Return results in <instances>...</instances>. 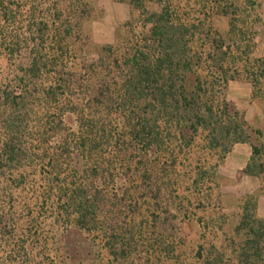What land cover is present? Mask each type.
<instances>
[{
  "label": "trees",
  "instance_id": "16d2710c",
  "mask_svg": "<svg viewBox=\"0 0 264 264\" xmlns=\"http://www.w3.org/2000/svg\"><path fill=\"white\" fill-rule=\"evenodd\" d=\"M94 1L30 2L28 58L0 89V264H264L255 198L221 214L215 177L246 144L264 186L261 131L226 98L264 77L256 1L119 0L139 19L99 47Z\"/></svg>",
  "mask_w": 264,
  "mask_h": 264
},
{
  "label": "rangeland",
  "instance_id": "374dc122",
  "mask_svg": "<svg viewBox=\"0 0 264 264\" xmlns=\"http://www.w3.org/2000/svg\"><path fill=\"white\" fill-rule=\"evenodd\" d=\"M33 1L38 2V0H21L19 4H16L14 0H0V89L5 84L12 82L19 74L21 63L28 58V50L25 44L28 32L25 28V20L30 11V2ZM255 1L256 6L252 13V20L246 24L248 34L254 35V45L252 44L250 48L249 58L252 64L254 60H262L264 69V0ZM94 7L97 10L98 18L91 22L89 29H87L94 46L115 45L118 43L121 27L139 19L138 11H130L127 5L119 0H95ZM226 25L224 20H217L215 23V27L220 31L225 30ZM255 66L257 67V65ZM234 82L248 83L252 87L244 75L239 81ZM252 95L264 103V77L260 79L255 90L252 87ZM217 194L218 192L214 190L212 197L215 198ZM199 212V216L204 217L206 222H209L214 216L208 211L205 214L202 213V210ZM221 214L233 216L236 213L223 208ZM218 224L221 223L218 222ZM232 226L228 225L225 228L228 230ZM184 232L190 234L189 238L193 237L191 228L185 227ZM205 240H211L210 235ZM216 240L218 241V239Z\"/></svg>",
  "mask_w": 264,
  "mask_h": 264
},
{
  "label": "crops",
  "instance_id": "0c3cea01",
  "mask_svg": "<svg viewBox=\"0 0 264 264\" xmlns=\"http://www.w3.org/2000/svg\"><path fill=\"white\" fill-rule=\"evenodd\" d=\"M226 98L244 115L250 127L261 131L264 145V103L252 95V87L248 83L230 82ZM250 157L248 145H234L216 169V185L222 199V208L237 214L243 200L253 196L256 202L255 215L264 222V186L260 179L241 173Z\"/></svg>",
  "mask_w": 264,
  "mask_h": 264
}]
</instances>
